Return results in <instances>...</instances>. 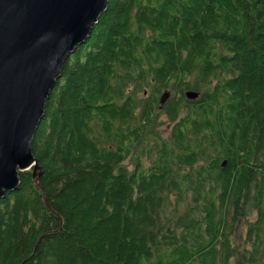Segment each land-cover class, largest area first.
I'll list each match as a JSON object with an SVG mask.
<instances>
[{
  "label": "trees",
  "instance_id": "16d2710c",
  "mask_svg": "<svg viewBox=\"0 0 264 264\" xmlns=\"http://www.w3.org/2000/svg\"><path fill=\"white\" fill-rule=\"evenodd\" d=\"M32 152L0 264H264V0H109Z\"/></svg>",
  "mask_w": 264,
  "mask_h": 264
},
{
  "label": "water",
  "instance_id": "95a60500",
  "mask_svg": "<svg viewBox=\"0 0 264 264\" xmlns=\"http://www.w3.org/2000/svg\"><path fill=\"white\" fill-rule=\"evenodd\" d=\"M108 1L0 0V199L18 188L21 171L31 170L39 186L42 170L32 140L46 100L64 62L89 37ZM185 95L194 99L198 92ZM168 96L161 94L159 109Z\"/></svg>",
  "mask_w": 264,
  "mask_h": 264
},
{
  "label": "rangeland",
  "instance_id": "374dc122",
  "mask_svg": "<svg viewBox=\"0 0 264 264\" xmlns=\"http://www.w3.org/2000/svg\"><path fill=\"white\" fill-rule=\"evenodd\" d=\"M159 121L161 122V124L160 123H157V126L155 128V131L158 134H162V132L164 134H166L167 133V130H168V124L164 123V116L163 115H160L159 116ZM157 133H155L154 131H151V133H150L151 140L154 137H157V135H158ZM163 136H165V135H163ZM250 218H252V216H250ZM247 221H248V218L247 217H243V218H241V219H239L237 221V224H236V226L234 228V231H233V235L231 236V242L232 243H234L237 240H242L241 237H243V235L245 233V230H246V224L245 223Z\"/></svg>",
  "mask_w": 264,
  "mask_h": 264
},
{
  "label": "flooded vegetation",
  "instance_id": "af4514ba",
  "mask_svg": "<svg viewBox=\"0 0 264 264\" xmlns=\"http://www.w3.org/2000/svg\"><path fill=\"white\" fill-rule=\"evenodd\" d=\"M224 161H225V164H226V161H227V160H226V159H224Z\"/></svg>",
  "mask_w": 264,
  "mask_h": 264
}]
</instances>
